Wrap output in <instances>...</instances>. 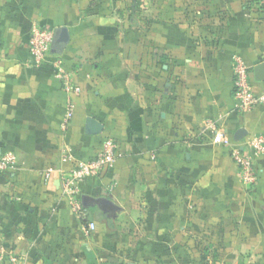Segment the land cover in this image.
I'll return each instance as SVG.
<instances>
[{
    "label": "crops",
    "instance_id": "crops-1",
    "mask_svg": "<svg viewBox=\"0 0 264 264\" xmlns=\"http://www.w3.org/2000/svg\"><path fill=\"white\" fill-rule=\"evenodd\" d=\"M140 1L132 14L134 0H0V156L18 158L0 174L1 244L25 264H201L191 259L200 253H212L210 264H264V155L253 187L231 155L239 130L241 143L264 135V105L235 109L233 75L241 55L264 93L255 76L264 9L257 0ZM34 24L68 29L56 56L78 95L56 77L55 57L33 66ZM89 118L100 135L86 133ZM106 138L119 156L81 184L80 199L121 210L109 219L89 208L83 222L63 177Z\"/></svg>",
    "mask_w": 264,
    "mask_h": 264
},
{
    "label": "built area",
    "instance_id": "built-area-1",
    "mask_svg": "<svg viewBox=\"0 0 264 264\" xmlns=\"http://www.w3.org/2000/svg\"><path fill=\"white\" fill-rule=\"evenodd\" d=\"M258 7H264V0H257ZM55 38V30L41 25L34 24L30 30L28 45L32 56L34 67H41L49 59L55 57L54 67L56 77L61 81L64 90L70 95H78L79 87L75 84L71 73L66 69L64 61L59 56L51 53ZM234 75V99L235 109L243 114L250 113L257 107L264 105V93L256 94L251 80V67L241 55L233 58ZM73 118V110L67 114L65 127ZM216 143L225 142L224 135L217 133ZM232 160L238 168L241 182L247 187H253L258 181V171L256 160L264 155V135L250 138L244 143L238 142L232 149ZM119 156V145L112 138H106L100 152L95 158L77 163L73 170L63 177V191L69 196L70 204L81 221L87 220V213L83 208L80 199V186L90 178L104 175L113 166ZM18 158L13 152H5L0 156V174L14 169ZM49 178L50 176L47 175ZM90 232L96 230V224L91 223L87 228ZM9 262L10 264H25L18 255L2 246L0 232V264Z\"/></svg>",
    "mask_w": 264,
    "mask_h": 264
},
{
    "label": "water",
    "instance_id": "water-1",
    "mask_svg": "<svg viewBox=\"0 0 264 264\" xmlns=\"http://www.w3.org/2000/svg\"><path fill=\"white\" fill-rule=\"evenodd\" d=\"M136 3L137 0H134ZM70 40L69 31L66 28H60L55 31V38L52 45L51 53L53 55H60L64 48L68 45ZM255 76L257 81L264 82V63H261L255 68ZM104 130V126L95 120L89 118L87 120L86 133L90 136L100 135ZM246 136V131L239 130L235 135V141L241 142ZM82 205L85 210L89 208L98 207L101 209L109 219H115L118 212L121 210L119 206L115 205L111 200L106 198L93 199L88 196L82 198Z\"/></svg>",
    "mask_w": 264,
    "mask_h": 264
},
{
    "label": "rangeland",
    "instance_id": "rangeland-1",
    "mask_svg": "<svg viewBox=\"0 0 264 264\" xmlns=\"http://www.w3.org/2000/svg\"><path fill=\"white\" fill-rule=\"evenodd\" d=\"M197 256L201 258V264H210L212 262V253L211 254H198L195 255V257L191 259H196ZM210 257V260L208 259ZM108 264H117L115 260L112 261V259L108 262Z\"/></svg>",
    "mask_w": 264,
    "mask_h": 264
},
{
    "label": "trees",
    "instance_id": "trees-1",
    "mask_svg": "<svg viewBox=\"0 0 264 264\" xmlns=\"http://www.w3.org/2000/svg\"><path fill=\"white\" fill-rule=\"evenodd\" d=\"M141 6V1L140 0H137L136 4H135V8H131V13L134 14L136 11L139 10V7ZM264 9V7H263Z\"/></svg>",
    "mask_w": 264,
    "mask_h": 264
}]
</instances>
